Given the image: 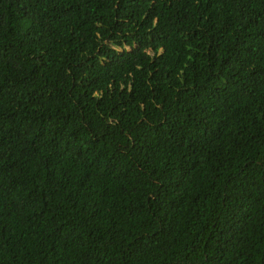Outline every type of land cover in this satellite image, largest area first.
I'll use <instances>...</instances> for the list:
<instances>
[{"label": "trees", "instance_id": "obj_1", "mask_svg": "<svg viewBox=\"0 0 264 264\" xmlns=\"http://www.w3.org/2000/svg\"><path fill=\"white\" fill-rule=\"evenodd\" d=\"M199 1L0 0V264H264V122L183 84L209 42L264 90V0Z\"/></svg>", "mask_w": 264, "mask_h": 264}, {"label": "clouds", "instance_id": "obj_2", "mask_svg": "<svg viewBox=\"0 0 264 264\" xmlns=\"http://www.w3.org/2000/svg\"><path fill=\"white\" fill-rule=\"evenodd\" d=\"M165 3L166 7L171 12L180 13V0H161ZM200 3L199 0H196ZM239 0H236L237 3ZM212 6L214 7V0H210ZM234 3V4H235ZM180 16H178L179 18ZM189 28L194 30V26ZM252 59L251 61H262L264 62V34L258 35L254 38V43L249 45ZM206 54L208 56L207 65H203L200 68L201 80L195 81L193 83L183 82L186 90L189 87L202 85L204 79H209V87L211 94L215 95L218 99L219 108L216 111V116L211 121H206L205 118H210V111L213 110L212 107H205L203 103L200 104V108L196 102V111L199 118L203 121L202 124L207 130L208 127H213L216 130L223 129L228 123L232 121L241 122L244 119V124L248 125H261L264 122V99L259 100L257 97L264 98V90L260 88L261 78L256 71H252L245 77H242L243 71H239V66L244 64V62L238 60L235 56L228 62H221L218 59L219 52L216 48L212 47L209 42L204 44ZM129 51L132 49L129 47ZM122 51V50H121ZM163 53V50L159 54ZM227 69V71H226ZM180 97L173 100V106L175 107L179 103ZM139 111L145 113L147 109V104L144 100H137ZM206 110V112H204ZM239 113L242 117H239ZM252 117V118H248ZM143 120L148 121L146 117ZM157 201V197L151 198L149 196V201ZM146 201V198H145ZM144 205V201L141 203ZM146 215L142 221L143 226L148 214L152 210V206L148 203L145 206ZM152 221H149L148 227L151 225ZM11 249L16 250V245L11 246ZM7 264H13V260L7 262ZM48 264V262L44 263Z\"/></svg>", "mask_w": 264, "mask_h": 264}]
</instances>
